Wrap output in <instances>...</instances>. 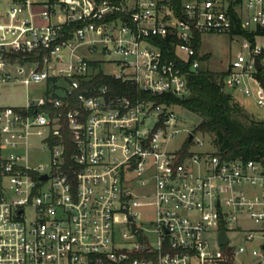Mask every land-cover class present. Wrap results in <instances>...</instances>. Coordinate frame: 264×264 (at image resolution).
Segmentation results:
<instances>
[{
    "label": "built area",
    "instance_id": "obj_1",
    "mask_svg": "<svg viewBox=\"0 0 264 264\" xmlns=\"http://www.w3.org/2000/svg\"><path fill=\"white\" fill-rule=\"evenodd\" d=\"M258 28L264 0H0V89H43L0 102V264H264V159L204 149L172 100L197 36L232 34L223 88L264 107Z\"/></svg>",
    "mask_w": 264,
    "mask_h": 264
},
{
    "label": "trees",
    "instance_id": "obj_2",
    "mask_svg": "<svg viewBox=\"0 0 264 264\" xmlns=\"http://www.w3.org/2000/svg\"><path fill=\"white\" fill-rule=\"evenodd\" d=\"M239 33L254 42V33L244 30H239ZM255 33H264V30L258 28ZM194 45L200 49V35ZM167 55L173 57V51L167 52ZM198 57L201 62L199 70L188 77L189 94L172 100L201 116L193 130L208 135L212 146L222 158L264 159V119L253 117L236 96L223 88L225 70L215 72L206 67L207 54ZM256 76L264 87V72L259 71ZM93 82L107 83L110 87L118 84L117 80L103 74H99ZM121 90L127 91L124 86Z\"/></svg>",
    "mask_w": 264,
    "mask_h": 264
},
{
    "label": "rangeland",
    "instance_id": "obj_3",
    "mask_svg": "<svg viewBox=\"0 0 264 264\" xmlns=\"http://www.w3.org/2000/svg\"><path fill=\"white\" fill-rule=\"evenodd\" d=\"M260 41L264 42V36L260 37ZM242 38L237 35L231 34H216L205 33L202 36V42L200 47V55H209L205 66L215 72H221L228 68V64L235 55L244 51L241 45ZM42 86L39 84L25 85L19 80H14L8 84H4L0 89V102L11 105H22L26 103L30 97L42 96ZM236 98L242 104V106L253 117L257 119H264V107L258 106L252 96H245L244 94H236ZM176 112L181 116L183 124L182 127L193 129L195 125L201 120V116L186 109L181 105H177L174 108ZM186 133L180 132L169 143V148H175L182 144L185 140ZM197 136L201 137V134L197 132ZM204 149H210L208 141L210 137L203 135ZM38 157V156H37ZM36 160L37 158H33Z\"/></svg>",
    "mask_w": 264,
    "mask_h": 264
},
{
    "label": "water",
    "instance_id": "obj_4",
    "mask_svg": "<svg viewBox=\"0 0 264 264\" xmlns=\"http://www.w3.org/2000/svg\"><path fill=\"white\" fill-rule=\"evenodd\" d=\"M255 66L257 70H261L263 67L258 56H255ZM192 136L193 134L190 135V139L192 138ZM220 241H227V237L223 231L220 233Z\"/></svg>",
    "mask_w": 264,
    "mask_h": 264
},
{
    "label": "crops",
    "instance_id": "obj_5",
    "mask_svg": "<svg viewBox=\"0 0 264 264\" xmlns=\"http://www.w3.org/2000/svg\"><path fill=\"white\" fill-rule=\"evenodd\" d=\"M232 35V34H231ZM237 97V96H236Z\"/></svg>",
    "mask_w": 264,
    "mask_h": 264
}]
</instances>
